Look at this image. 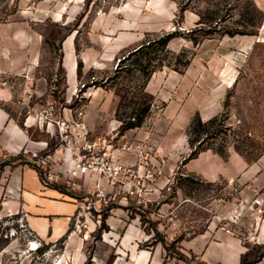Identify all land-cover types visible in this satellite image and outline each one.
<instances>
[{"label": "rangeland", "instance_id": "rangeland-1", "mask_svg": "<svg viewBox=\"0 0 264 264\" xmlns=\"http://www.w3.org/2000/svg\"><path fill=\"white\" fill-rule=\"evenodd\" d=\"M13 2L17 11L0 22L3 46L14 51L9 39L12 28L27 30L25 35L36 39L28 53L35 65L34 75L49 80L56 108L60 112L70 109L72 115L81 112L82 119L91 109L88 121L96 127L92 133L102 134L122 163H136L134 151L122 146L140 143L144 159L150 160L144 167H155L156 177L143 178L140 189L126 198L118 192L107 206L95 202L84 211L79 228H74L72 217L69 233L73 235L69 240L66 236L62 247L59 239H39L20 213L0 210V244H6L0 250V264H105L110 255L111 264H120L131 248L122 242L123 226L132 224L144 231L149 221L155 222L167 247L156 243L144 249L159 246L161 264H176L178 260L202 264L184 248L185 240L208 225L213 230L226 226L242 236L251 219L264 217V0H0V16ZM200 13L212 20L229 15V26L244 23L256 33H214L200 39ZM167 33L173 34L166 50L153 45L132 54ZM69 39L77 84L67 97L63 45ZM191 54L186 68L175 70L169 65L176 56L185 61ZM3 79L6 85L20 87L17 76L0 74V82ZM146 105L143 122L134 135L120 139V123ZM213 110L210 116L217 114L219 118L208 127L204 149L191 156L189 122L196 113ZM111 120L113 129L109 134L101 133ZM182 137L186 142L183 153L177 150ZM207 169L211 173L224 169L234 178L223 174L209 178ZM258 175L261 185L256 186L258 209L253 215L242 190H247L249 183L253 185ZM160 177L165 182L161 187L157 184ZM46 181L62 186L64 194L78 201L84 198L79 188L73 191L66 182ZM236 208L240 212L237 219ZM103 213L108 214L104 222ZM142 213L149 219L143 224L139 219ZM145 234L138 244L150 237ZM246 244L250 249L258 245ZM37 247H44L42 253L36 252ZM180 254L185 258L180 259Z\"/></svg>", "mask_w": 264, "mask_h": 264}, {"label": "crops", "instance_id": "crops-1", "mask_svg": "<svg viewBox=\"0 0 264 264\" xmlns=\"http://www.w3.org/2000/svg\"><path fill=\"white\" fill-rule=\"evenodd\" d=\"M27 30L13 27L9 39L15 45V50L3 46L0 42V74L19 77L20 87L18 89L10 85H0V210L3 212L20 213L24 223L39 239L54 242L62 237L70 229L72 217L78 207V203L73 198L58 190L44 184L34 166L31 164L27 154L23 150H44L47 145L48 136L54 128L46 126L42 120H38L27 114V107L33 103L53 102V96L49 91L47 80L44 76H35V65L33 59L28 58V53L32 49L35 38L29 39ZM0 31V35H1ZM26 34V35H25ZM71 40L63 45V66L65 79V93L70 97L77 84V74L74 63V53L72 51ZM31 44V48L28 45ZM30 55L31 52H30ZM7 82L6 79H3ZM32 93L33 99L26 101V93ZM9 107V108H8ZM21 109L19 112H12L10 108ZM91 109L85 111L83 120L91 132H96V127L88 121ZM211 113L200 112V117L205 120ZM18 113V114H17ZM61 114L65 118H71L70 109L63 108ZM22 117L23 126L18 123V118ZM107 123L102 132L109 134L113 129V121ZM118 124V123H117ZM109 126V130L107 129ZM116 126L118 125H114ZM111 128V129H110ZM136 128L125 130L120 139L134 135ZM44 133V134H43ZM173 144V148L176 149ZM179 152L186 151V142L183 137L179 141ZM60 158L55 167L59 170L56 182L63 184L65 180L61 171H65L72 166V155L69 151L57 152ZM131 158V157H129ZM209 178L215 175H227L224 169H217L211 173L205 171ZM228 179H233L234 174L227 175ZM260 175L254 177V183L247 184L248 189L242 190L245 193L243 200L251 201L258 197V187ZM161 182L163 179L159 178ZM257 182V183H256ZM259 182V184H258ZM162 184H165L163 182ZM155 189V188H154ZM157 190V189H156ZM154 195V192H152ZM262 197V196H260ZM257 214L253 213V215ZM254 227H249L242 236L238 234H228L224 228L213 230L211 225L189 240H185L184 248L191 251L202 264H238L240 255L248 248L247 242L264 244V217L258 216L257 221H253ZM122 234V242L130 245L127 249L128 258L120 264H161L159 246L153 250L139 248V242L145 238V232L135 225L127 224ZM73 233L67 234V240L71 239ZM118 264V263H115ZM176 264H188L178 260ZM261 264V263H254Z\"/></svg>", "mask_w": 264, "mask_h": 264}, {"label": "built area", "instance_id": "built-area-1", "mask_svg": "<svg viewBox=\"0 0 264 264\" xmlns=\"http://www.w3.org/2000/svg\"><path fill=\"white\" fill-rule=\"evenodd\" d=\"M6 83L5 80L0 82L1 85ZM24 99L31 101L32 93H26ZM26 111L27 114L42 120L46 126L54 128L51 137L55 145L52 149L45 147L44 150H23L31 164L40 170L43 179L57 180L59 170L55 167L60 161L57 152L69 151L72 155V166L61 171V175L69 189L74 191L79 188L84 193L83 200L79 201L71 196L78 203L73 215L75 229L80 227L84 211L91 208L95 202L107 206L110 199L118 192L125 193L124 198H126L127 194H133L136 189H140L143 178L155 179L156 168L144 167L150 163V160L144 159L140 143L133 141L122 146L124 149L134 151L136 157V163H122L116 158V153L111 150L110 142L102 134H93L88 129L81 117V112H77L71 118H65L53 102L46 104L35 102L27 107ZM163 161L161 159V162ZM158 171L160 172V169ZM257 204L256 198L248 202L247 209L251 214L257 212ZM236 212L234 218L237 219L240 214L237 208ZM251 226L253 222L250 221L249 227ZM224 231L231 235L235 234L228 227H225ZM258 262L264 264V254Z\"/></svg>", "mask_w": 264, "mask_h": 264}, {"label": "trees", "instance_id": "trees-1", "mask_svg": "<svg viewBox=\"0 0 264 264\" xmlns=\"http://www.w3.org/2000/svg\"><path fill=\"white\" fill-rule=\"evenodd\" d=\"M181 12L183 11V8L180 7L179 9ZM17 11V4L16 2H13L12 5H10V7L6 8L4 7V9L2 10V15L0 16V22H6L7 18L9 15L14 14ZM198 20H197V24H199V38L200 39H204L207 38L208 36H211L214 33H219L220 35H228V36H233L236 34L239 35H244V34H255L256 30L252 29L250 27H247L244 23H241V27H231L228 25L229 22V15H227L226 17H219L218 19L212 20L211 18H207L204 16V14L200 13L198 14ZM173 33H167L165 34V36L161 37L159 40L156 41H152L147 43L146 45H142L140 48H137L135 51L132 52V54H136L138 52L143 51V48H149V47H153V45H159L161 48L166 50V46L168 41L171 39ZM198 43V39L196 37H194L193 39V44ZM192 54L191 55H187L185 61H181L179 59V55L176 56V60L173 63H169L170 66L173 67V69L175 70H182L184 68H186L188 66V64L190 63ZM163 63H158V66H161ZM153 70V69H152ZM149 76L148 74L146 75V80H148ZM47 83H49V80H47ZM51 94H53V92H51ZM61 101V100H60ZM148 109V105L142 107L136 114L135 116H133L131 119H128L125 122H121L119 127H118V134H122L123 131L127 130V129H132V128H136L139 127L142 122H143V118H144V114ZM22 117L18 118V123L20 124V126H23L22 123ZM219 116L217 114L210 116L209 118L203 120L201 119L200 115L198 113H196L190 120L189 125L187 127V136H188V145L190 147L191 156H195L198 152L202 151L204 149V146L202 145L204 140L207 137L208 134V127L210 125H212L214 122H216L218 120ZM220 121V120H219ZM193 135V137L191 136ZM202 135H205L204 137H201ZM201 137V138H200ZM197 141V145H194V142ZM55 145V141L52 137H50L47 140V146L46 149H52V147ZM34 166V165H33ZM1 168V167H0ZM34 168L37 170L40 179L42 180V182L56 190H58L59 192H64V188L60 185L57 184H50L48 181H46L45 179L42 178L41 172L40 170L34 166ZM73 196V195H70ZM151 205H154V203H152ZM148 213H150V210L147 211ZM108 214L107 213H103L102 215V221L104 222V220L107 218ZM141 224H143V222L145 221H149V219L145 216L144 213H142L139 217ZM144 231L147 234H150V237L145 241V243L143 244H139V248H145L148 246H153L156 243H160L162 246L167 247V242L164 240V237L161 235L160 231L158 230L155 222L149 221V228L144 227L143 228ZM70 229L66 232V234H64L62 237L59 238V241L62 242L61 247L63 246V242L66 239L67 234L69 233ZM202 232L199 231L197 233ZM196 234V233H194ZM182 236H180L181 239ZM175 240L171 243V246H174ZM6 244L2 243L0 244V250L5 246ZM248 248V247H247ZM44 247H37L36 248V252L37 253H42ZM264 254V245L263 244H258L256 246V249H250L248 248L244 253H242L240 255V260L238 262V264H254L257 263L261 257ZM180 259H184L185 257L183 255L180 254ZM113 260V255H110L109 258L107 259L105 264H111ZM162 264H165L164 262ZM188 264H192L191 261L188 262Z\"/></svg>", "mask_w": 264, "mask_h": 264}]
</instances>
